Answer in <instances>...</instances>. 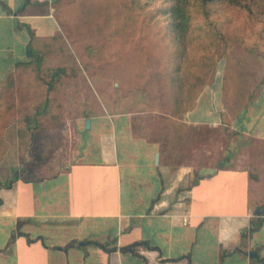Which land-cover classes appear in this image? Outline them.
<instances>
[{
    "label": "crops",
    "instance_id": "0c3cea01",
    "mask_svg": "<svg viewBox=\"0 0 264 264\" xmlns=\"http://www.w3.org/2000/svg\"><path fill=\"white\" fill-rule=\"evenodd\" d=\"M23 4L0 0V86L29 57L34 29L22 26ZM51 9L46 4L24 18ZM104 111L68 121L74 144H63L62 162L54 151L39 156L37 134L21 158L18 143L6 145L14 147L0 158V264H264V206L251 204L247 170L225 165L226 159L197 172L172 165L181 141L167 145L133 114ZM197 114L186 124L217 120L211 110ZM224 121L264 141V80ZM9 166L19 168L13 182ZM44 167L47 174L39 177Z\"/></svg>",
    "mask_w": 264,
    "mask_h": 264
},
{
    "label": "rangeland",
    "instance_id": "374dc122",
    "mask_svg": "<svg viewBox=\"0 0 264 264\" xmlns=\"http://www.w3.org/2000/svg\"><path fill=\"white\" fill-rule=\"evenodd\" d=\"M23 3L22 26L34 29L25 48L34 54L0 86L1 159L14 147L6 145L14 143L20 158L28 155L25 144L33 141L24 116L48 97L49 107L34 133L44 159L54 151L55 160L62 162L63 150H68L63 144H74L68 121L81 112H129L152 139L184 144L181 155H170L172 165H190L197 172L219 168L226 159L225 165L247 170L251 204L264 206V141L239 134L224 121L264 80L257 59L264 52V0L220 2L206 18L190 6L179 45L167 32L158 0H139L137 5L132 0ZM46 4L52 6L49 15L24 18L26 12L44 11ZM21 48L17 45L16 51ZM57 68L65 71L47 93L46 82ZM208 110L215 113L214 123L186 124L191 112ZM7 171L9 181H15L19 168ZM38 172L39 177L47 174L45 167Z\"/></svg>",
    "mask_w": 264,
    "mask_h": 264
},
{
    "label": "trees",
    "instance_id": "16d2710c",
    "mask_svg": "<svg viewBox=\"0 0 264 264\" xmlns=\"http://www.w3.org/2000/svg\"><path fill=\"white\" fill-rule=\"evenodd\" d=\"M152 0H149V2ZM157 0H154V2ZM159 4L158 7L160 8V13L164 15L166 21H167V32L169 33L172 40L176 43V45L180 44V39L183 37L187 30V22L188 19L186 18L187 10L190 6L195 8L197 12L204 15V17H208L211 8L220 2H226L228 0H158ZM236 1V0H235ZM139 0H132V4H138ZM237 3V2H236ZM47 11V10H45ZM211 23V22H210ZM210 28V27H209ZM215 29V27H212L211 29ZM32 34L33 32L30 31ZM227 47L228 44H225ZM253 50V47L249 48ZM33 52H28V56H32ZM37 60V66L40 65L42 59L40 57L36 58ZM65 69L64 68H57L53 71H51V76L53 77V80L51 82H46L47 84V93L50 92L54 85V80H56L59 76L63 75ZM49 98L45 97L43 100H41L40 103H38L35 106V111L31 115L27 114L24 116V126L26 125V128L29 132L30 138L32 140L33 135L35 133V130L40 126L39 119L40 116L43 115L46 111V109L49 107ZM236 133L235 131L233 132ZM27 146H30L28 143Z\"/></svg>",
    "mask_w": 264,
    "mask_h": 264
},
{
    "label": "water",
    "instance_id": "95a60500",
    "mask_svg": "<svg viewBox=\"0 0 264 264\" xmlns=\"http://www.w3.org/2000/svg\"><path fill=\"white\" fill-rule=\"evenodd\" d=\"M89 127H90V120H86V128H89ZM155 162L156 163L158 162V153L155 155ZM250 256L256 257L257 254L253 251L250 253Z\"/></svg>",
    "mask_w": 264,
    "mask_h": 264
},
{
    "label": "bare ground",
    "instance_id": "6f19581e",
    "mask_svg": "<svg viewBox=\"0 0 264 264\" xmlns=\"http://www.w3.org/2000/svg\"><path fill=\"white\" fill-rule=\"evenodd\" d=\"M249 117V116H248Z\"/></svg>",
    "mask_w": 264,
    "mask_h": 264
}]
</instances>
